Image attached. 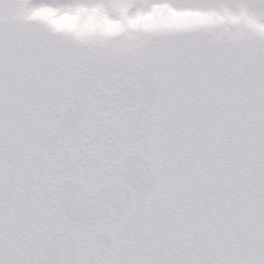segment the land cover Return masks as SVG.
<instances>
[{"label": "snow or ice", "instance_id": "6c2138e0", "mask_svg": "<svg viewBox=\"0 0 264 264\" xmlns=\"http://www.w3.org/2000/svg\"><path fill=\"white\" fill-rule=\"evenodd\" d=\"M0 264H264V0H0Z\"/></svg>", "mask_w": 264, "mask_h": 264}]
</instances>
